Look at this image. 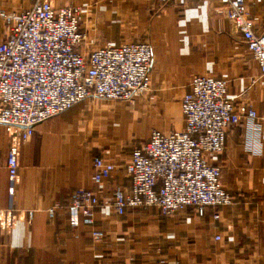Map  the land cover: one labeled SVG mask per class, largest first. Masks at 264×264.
Segmentation results:
<instances>
[{"label":"crops","instance_id":"obj_1","mask_svg":"<svg viewBox=\"0 0 264 264\" xmlns=\"http://www.w3.org/2000/svg\"><path fill=\"white\" fill-rule=\"evenodd\" d=\"M38 0H0V43L8 35L2 12H21ZM80 8L83 49L149 42L155 60L150 91L129 102L89 97L36 125L27 140L0 124V264H264V76L220 0H48ZM254 28L264 32V0H245ZM197 76L225 78L236 106L254 108L263 124V153L244 147L242 122L230 125L222 152L209 154L222 169L233 203L198 215L192 208L164 216L156 206L119 215L105 200L117 187L129 191L125 170L131 152L154 130L185 128L181 102ZM18 144L19 176L9 194L8 151ZM94 156L116 168L94 181ZM102 198L95 228L68 222L73 191ZM58 205L55 218L48 209ZM32 212V213H31Z\"/></svg>","mask_w":264,"mask_h":264},{"label":"built area","instance_id":"obj_2","mask_svg":"<svg viewBox=\"0 0 264 264\" xmlns=\"http://www.w3.org/2000/svg\"><path fill=\"white\" fill-rule=\"evenodd\" d=\"M171 0H157L164 5ZM224 14L234 25L257 60L264 76V32L257 33L245 0H220ZM80 8L55 7L38 0L21 12H2L7 38L0 43V124L19 128V139L30 138L36 125L92 97L134 102L151 88L155 60L147 41L109 44L85 51ZM225 78L197 76L181 102L185 128L164 133L154 130L140 148L131 152L125 170L129 191L117 187L106 201L115 212L156 206L164 216L192 208L198 215L233 203L222 183V169L209 154L223 151L230 125L242 122L248 153H263V124L257 111L245 103L236 106ZM19 147L8 151L9 194H15ZM94 181L101 184L115 170L104 156H94ZM102 198L94 190L72 192L68 204L71 228L92 226L91 237L101 242L106 234L95 228L96 208ZM58 205L48 209L55 218ZM32 213V212H31Z\"/></svg>","mask_w":264,"mask_h":264},{"label":"rangeland","instance_id":"obj_3","mask_svg":"<svg viewBox=\"0 0 264 264\" xmlns=\"http://www.w3.org/2000/svg\"><path fill=\"white\" fill-rule=\"evenodd\" d=\"M137 42V41H136ZM150 91V90H149ZM148 93V92H147Z\"/></svg>","mask_w":264,"mask_h":264}]
</instances>
